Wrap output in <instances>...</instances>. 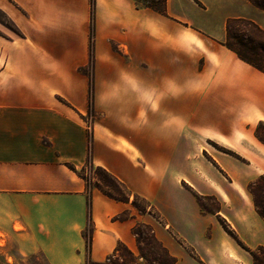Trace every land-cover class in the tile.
Wrapping results in <instances>:
<instances>
[{"label": "crops", "instance_id": "crops-1", "mask_svg": "<svg viewBox=\"0 0 264 264\" xmlns=\"http://www.w3.org/2000/svg\"><path fill=\"white\" fill-rule=\"evenodd\" d=\"M165 5L158 15L132 0H0L15 29L0 24L6 264L10 242L18 257L40 253L47 264L103 262L119 243L134 252L132 228L145 222L132 212L134 196L192 250L186 264H250V252L264 249V220L244 193L264 176L256 135L264 74L222 45L223 22L244 19L264 31V14L245 0ZM89 150L93 167L131 196L118 202L91 189L87 246L86 184L77 172ZM206 197L218 200L217 212L200 214ZM124 212L132 218L115 220ZM154 234L179 264L173 238Z\"/></svg>", "mask_w": 264, "mask_h": 264}, {"label": "rangeland", "instance_id": "rangeland-1", "mask_svg": "<svg viewBox=\"0 0 264 264\" xmlns=\"http://www.w3.org/2000/svg\"><path fill=\"white\" fill-rule=\"evenodd\" d=\"M162 1L163 0H138L136 3L139 5V7L141 9H145L144 6L149 5L150 2H152V5L157 10L163 9L166 13V7H165L166 5L164 3V6H163ZM245 1L248 2L250 5H252L253 7H255L249 1H247V0H245ZM165 2H166V0H165ZM257 2L260 4H264V0H258ZM255 8L258 9L260 12H262V14H264L263 10H261L257 7H255ZM228 20L223 22L222 28H223V31L225 32V35H224V38L222 39V45L226 39V23L228 22ZM242 20H244V19H242ZM0 24L3 25V27H5L6 29H8L10 34L15 33V29L12 26V24L2 14H0ZM241 30L245 31V33L242 35H246L247 38L237 39L241 43L240 46L237 45L238 41L232 40L231 37L229 38V41L232 44H234L236 46V48L239 49L247 58H249L251 61H253L257 65H259L260 67L264 68V31L258 32L255 28L244 26L242 24H234L233 28L231 29V32H230L231 36L234 37ZM190 34H194V32L190 31ZM248 34L250 36L249 39H248ZM196 36L200 37V35H198V34H196ZM82 72H84L87 75H90V66H87L86 68H84L82 70ZM90 82H91V79H90ZM94 117L95 116H94L93 111H88L87 115L84 117L86 125L88 126V129H89V124L91 123V119H94ZM256 135H258L264 141V128L261 126L257 127L256 128ZM88 136H89V133H88ZM208 145H209V147L208 146L207 147L210 149L214 148V149L221 151V152H224V153H226L228 151L227 149L220 147V146H218L212 142L208 143ZM229 153L230 152H228L227 154H229ZM87 154L89 155V157H87L86 162L84 164V167L79 172H77L78 176L84 180L85 184H86L85 179L88 182L90 180L91 181V187L90 188L92 190H94V189H96V187H98L99 189H101L102 191H104L106 193L113 194L117 197L118 196L123 197V191L120 188H118L117 186H115L113 181L108 179L101 171L90 167L89 162L91 160V151L89 150ZM230 154L234 155L233 153H230ZM88 159H89V161H88ZM87 162H88V164H87ZM70 168H72V167H70ZM87 185L88 184H86V187H87ZM244 193L246 195L250 196V198L252 200V204H253L256 212L258 214H261L264 216V176L260 177L259 179H257L253 183H250L248 186H246V190ZM132 202H134L135 207H136V208H133V210H134V211H132L133 214H135L136 216H138L142 220H145V222H139V223H143V224L148 225L153 230V233L156 230L159 232V235L162 234L164 237H166L170 240L173 238L172 241L174 243V246L176 247L177 255L180 259L179 264H186V260H188L190 257H192L193 259L196 258V256L192 253V250H190L189 248L184 246L182 244V242L172 234L170 228L165 226L164 216L162 215V213H160V211H158L153 206L151 207L147 201H145L144 199H142L140 197L139 198L132 197ZM218 209H219V202L215 197H206V198L199 201L200 214H213V213L217 212ZM122 218L127 220L129 218H132V216H131L130 212H124V214L122 215ZM119 220H121V219H119ZM119 220H117V221H119ZM219 222L221 225L224 226V224L222 223V220H219ZM85 230L86 231H84V233L91 235V228L90 227H87ZM171 235H172V237H171ZM4 245H5V242L1 241L0 246H4ZM137 248H138V246L136 244V247H135L134 252H133L134 254H138ZM7 252H8V255L10 257H12V259L7 260V263H9V264L12 262V260H14L12 264H47L45 259L43 258V256L40 253H35L33 255H30V256H27L24 258L18 257L15 253L13 242H10V244L7 248ZM253 253H254V258H252V256L250 254L248 255V259L250 261V264H264V249H256L253 251ZM109 257H110V255L107 258H109ZM173 258H175V257H173ZM175 260H176V264H177V259L175 258ZM96 263H99V262H96ZM0 264H6L4 255L2 254V251H0ZM141 264H145V263L141 261Z\"/></svg>", "mask_w": 264, "mask_h": 264}, {"label": "trees", "instance_id": "trees-1", "mask_svg": "<svg viewBox=\"0 0 264 264\" xmlns=\"http://www.w3.org/2000/svg\"><path fill=\"white\" fill-rule=\"evenodd\" d=\"M138 7L139 5L136 3L138 0H132ZM249 1L251 4H253L255 7L261 9L264 11V4H260L257 1L258 0H247ZM92 3V8H93V1H91ZM165 0L162 1V4L164 6ZM145 9H149L151 11H153L154 13L158 14V15H165V11L163 9L161 10H157L153 5L152 2H150L149 5L144 6ZM234 24H242L244 26H248V27H252L255 28L258 32H261L260 28L257 27L255 24H253L250 21L247 20H242V19H229L228 22L226 23V39L223 42V46H225L228 50H230L231 52H233L238 59H240L242 62L250 65L251 67H253L254 69L262 72L264 74V68L260 67L259 65H257L256 63H254L253 61H251L249 58H247L239 49L236 48V46L234 44H232L229 41V38L231 37L232 40H236L237 39H244L247 38L246 35H242L245 33L244 30L239 31V33L237 35H235L234 37L231 36V29L233 28ZM242 35V36H241ZM250 38L249 34H248V39ZM237 45H241V43L238 41ZM264 143V142H263ZM227 153V152H226ZM89 157V155H88ZM89 161V159H88ZM90 163V167L94 168L92 163ZM88 164V162H87ZM72 170H74L73 168H71ZM99 171H101L108 179H110L111 181H113V183L115 184V186H117L118 188H120L123 191V197H117L113 194H109L106 193L104 191H102L101 189H99L98 187H96V189L98 191H100L104 196L118 201V202H124L126 203L129 199V197L131 196V193L128 191V189L121 183L119 182L114 176H112L110 173H108L105 169L103 168H95ZM87 187H86V191H85V199H86V204H87V208H88V227L89 224L91 222V217H90V207H91V181L89 180V182L85 179ZM99 182V181H98ZM134 198H139L138 196H134ZM132 206L133 208L135 207L134 202H132ZM124 213L118 215L115 220H119V221H124L126 219L122 218V215ZM263 220H264V216L261 214H258ZM86 231V230H85ZM132 234L135 238L136 244L138 246V254H134L131 250H129L124 244L119 243L117 245V247L115 248L114 252L112 255H110L109 258H107L104 262H92L91 260H88L86 262V264H141V261L144 262L145 264H176V260L175 258H173L170 253L168 252V250L162 245L161 242H159L157 240V238L155 237L153 230L146 224L143 223H138L136 224L133 228H132ZM84 239L86 241L87 246L90 245V241H91V235L84 233ZM250 255L252 256V258H254V253L250 252Z\"/></svg>", "mask_w": 264, "mask_h": 264}]
</instances>
